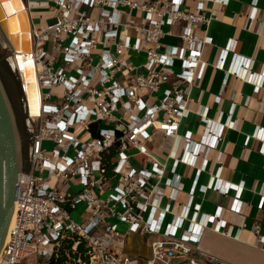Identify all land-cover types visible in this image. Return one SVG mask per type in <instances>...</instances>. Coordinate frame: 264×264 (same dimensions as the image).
<instances>
[{
	"label": "built area",
	"instance_id": "1",
	"mask_svg": "<svg viewBox=\"0 0 264 264\" xmlns=\"http://www.w3.org/2000/svg\"><path fill=\"white\" fill-rule=\"evenodd\" d=\"M53 1L59 9L53 21L43 28L33 24L31 59L41 113L30 117L37 122L30 167L17 180L16 218L0 251V264H176L177 259V264H203L195 258L201 241L195 228L190 225L179 234L182 222L166 219L170 207L161 206L166 194L159 184L172 187L170 199L176 198L179 187L165 176L147 143L163 132L165 139L174 140V148L185 137L190 154L182 160L194 165L200 151L217 146L224 137L219 130L214 140L194 144L190 132H179L188 112L187 87L201 77L203 46L211 42L195 31L209 24L207 0H195L194 8L190 0ZM34 2L29 0V5ZM83 5L97 8L98 14L81 11ZM74 10L80 15L72 17ZM173 25H179L178 33L165 29ZM169 34L181 44L164 43ZM47 41L55 43L52 52L45 50ZM142 54L144 62L133 61ZM175 59L182 60L179 71H174ZM243 63L252 66L249 59L242 58ZM233 114L234 108L224 125L233 126ZM203 121L209 128L211 120L203 115ZM133 150L151 160L152 167H134L128 152ZM176 165L177 160L173 170ZM205 165L206 160L195 181ZM69 183L81 189L64 191ZM81 201L87 217L76 221L71 210ZM241 206L237 198L233 209ZM213 218L217 232H231L219 210ZM120 223L127 224L125 231ZM253 230L263 242L260 224ZM131 232L158 235L149 241L150 254L143 260L128 252Z\"/></svg>",
	"mask_w": 264,
	"mask_h": 264
},
{
	"label": "crops",
	"instance_id": "2",
	"mask_svg": "<svg viewBox=\"0 0 264 264\" xmlns=\"http://www.w3.org/2000/svg\"><path fill=\"white\" fill-rule=\"evenodd\" d=\"M37 1L29 10L32 20L40 19L43 28L54 19L55 2ZM229 2L227 5L205 2L211 17L209 24L207 28L197 26L195 31L202 38H211V42L203 46L201 77L187 87L188 112L179 127L182 135L191 133L194 144L214 140V134L219 130L223 132L222 141L200 151L194 165L182 160L190 154L185 137L172 148L174 140L165 139L164 133L159 132L147 145L164 168L165 176L179 187L176 198L170 199L172 187L164 181L159 184L166 194L161 206L170 207L166 219L182 222L183 229H179V234L190 225L195 228L201 240L195 252L203 256V264H214L216 260L231 264H264V241H258L253 230L254 224L258 223L264 235V0ZM188 4L194 8L196 1L190 0ZM95 10L97 13V8ZM165 29L178 33L179 25ZM122 32L133 37L137 35L132 29L123 28ZM99 37L109 44V39L102 33ZM162 41L169 45L181 44L176 35L170 34ZM138 58L133 57V61ZM223 58L225 62L220 65ZM242 58L249 59L252 66L242 65ZM174 65V71H179L182 60L175 59ZM173 81L174 78L170 82ZM233 108V126L228 127L224 124ZM203 115L211 120V128L206 126ZM172 151L174 155H171ZM130 155L134 167H152L151 160L146 161L145 157L141 164L134 162V157L141 154ZM205 160V168L195 181ZM237 198L242 202L239 211L233 209ZM85 210L86 206L80 220L87 217ZM218 210L220 219L231 227L228 234L214 229L217 219L213 220V216ZM129 237V254L143 259L150 254L149 241L158 235L148 238L140 232H131Z\"/></svg>",
	"mask_w": 264,
	"mask_h": 264
},
{
	"label": "water",
	"instance_id": "3",
	"mask_svg": "<svg viewBox=\"0 0 264 264\" xmlns=\"http://www.w3.org/2000/svg\"><path fill=\"white\" fill-rule=\"evenodd\" d=\"M19 17V36L12 32L11 18L15 17L8 0H0V41L9 46L12 53L20 47L25 51L34 48L33 20L30 14L29 0H12ZM8 5L9 7H5ZM12 13V14H11ZM18 40H21L20 42ZM26 63V62H24ZM19 71V70H18ZM21 74V72L19 71ZM24 76L21 74L24 93L30 117L34 116V80L32 71L29 73L25 65ZM94 127V134H95ZM122 135V130H117ZM120 142L116 143V147ZM23 170L19 160L18 136L14 117L0 82V251L3 248L6 234L14 211L17 180ZM214 264H231L223 260H216Z\"/></svg>",
	"mask_w": 264,
	"mask_h": 264
},
{
	"label": "rangeland",
	"instance_id": "4",
	"mask_svg": "<svg viewBox=\"0 0 264 264\" xmlns=\"http://www.w3.org/2000/svg\"><path fill=\"white\" fill-rule=\"evenodd\" d=\"M51 5H54L53 2H51ZM37 7H34L36 9ZM58 8H54V14L52 15L55 17L57 15ZM81 11H87L88 15L91 14V16H95L96 10L93 7H89L88 5H83L81 7ZM81 11L74 10L72 13V17H76L80 15ZM12 25H15V20L11 21ZM33 24L36 27H40V19H35L33 21ZM54 42L47 41L45 43V50L48 52H52L54 49ZM31 51V50H28ZM12 51L10 50L9 46L2 44L0 41V82L4 89L5 95L8 99L14 121L15 126L17 130V136H18V148H19V160L22 165L23 170H28L30 167V148H31V141L34 134V130L36 128V123L33 121L28 112H27V103H26V97L24 93V87L23 82L21 79V74L19 73L18 69L13 65L11 58L13 57ZM145 60V55L142 54L139 56L138 59H134V62L141 63ZM34 115V113L32 112ZM104 126H110L109 121L103 122ZM155 143H158V138H155ZM52 144H50L51 146ZM129 153H134L133 151H128ZM143 155H138L134 157V162L136 164H141L143 162ZM81 189V186L79 185H71L66 184L64 191L68 193H75L78 190ZM86 203L84 201H81L76 204V207L71 210V215L73 219L76 221H79L81 219L82 212H84ZM127 228L126 223H120V230L125 231ZM195 258L200 260L203 256L200 254H195ZM143 260V259H141ZM204 260V259H203ZM143 262V261H141ZM179 262V259L175 260V263L177 264ZM25 264V263H24Z\"/></svg>",
	"mask_w": 264,
	"mask_h": 264
},
{
	"label": "bare ground",
	"instance_id": "5",
	"mask_svg": "<svg viewBox=\"0 0 264 264\" xmlns=\"http://www.w3.org/2000/svg\"><path fill=\"white\" fill-rule=\"evenodd\" d=\"M8 2H9L8 3L9 6L13 10L12 13L15 14V17L11 18V21H13V20L16 21L15 25L11 26L12 27L11 34H13L14 36H19V38H20L21 35H20V32H19V27L20 26H19V17L17 15L18 13L15 10L13 1L12 0H8ZM18 41L20 42L21 40H18ZM20 43H19L18 49L16 48L14 50V52L12 54L13 57L11 58V60H12L13 65L21 72V74H23V76L25 75L24 74L25 65H26L27 71L29 73L32 71L33 80H34V83H33L34 84L33 102H34V106H35L34 107V116H38L41 113V94H40L39 84H38V81H37L35 64H34V61H32V59H31L32 48L29 49L31 51L26 50V52H25V51L21 50ZM26 60H29V61H26ZM24 62H26V63H24ZM15 214H16V210H15V204H14V211H13V215H12L13 218H11L10 225L12 224L14 218H16ZM10 225H9V227H10ZM8 231H9V228H8ZM8 231H7V233H8ZM8 234H6L5 240L7 239Z\"/></svg>",
	"mask_w": 264,
	"mask_h": 264
},
{
	"label": "snow or ice",
	"instance_id": "6",
	"mask_svg": "<svg viewBox=\"0 0 264 264\" xmlns=\"http://www.w3.org/2000/svg\"><path fill=\"white\" fill-rule=\"evenodd\" d=\"M5 7H9L8 5H5Z\"/></svg>",
	"mask_w": 264,
	"mask_h": 264
},
{
	"label": "clouds",
	"instance_id": "7",
	"mask_svg": "<svg viewBox=\"0 0 264 264\" xmlns=\"http://www.w3.org/2000/svg\"><path fill=\"white\" fill-rule=\"evenodd\" d=\"M102 134H103V132H102ZM113 135H114V133H113Z\"/></svg>",
	"mask_w": 264,
	"mask_h": 264
}]
</instances>
